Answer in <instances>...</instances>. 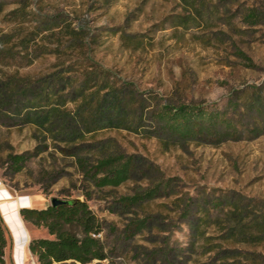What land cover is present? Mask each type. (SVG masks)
<instances>
[{"label":"rangeland","instance_id":"obj_1","mask_svg":"<svg viewBox=\"0 0 264 264\" xmlns=\"http://www.w3.org/2000/svg\"><path fill=\"white\" fill-rule=\"evenodd\" d=\"M180 104L230 137L166 134L156 114ZM107 158L130 177L97 188ZM0 181L85 201L107 257L92 264H264V0H0Z\"/></svg>","mask_w":264,"mask_h":264},{"label":"trees","instance_id":"obj_2","mask_svg":"<svg viewBox=\"0 0 264 264\" xmlns=\"http://www.w3.org/2000/svg\"><path fill=\"white\" fill-rule=\"evenodd\" d=\"M253 16L250 14L251 19ZM156 119L163 132L183 141L204 137L224 139L230 137V132H218V128L232 129L230 122L218 111L188 104L165 106L156 114ZM10 162L14 173L21 171L22 156H13ZM131 163V160L103 159L89 172L90 181L97 188L118 187L129 179ZM100 174L103 176L98 177ZM158 191L151 189L133 198H122V206H135L153 199ZM20 215L24 222L46 229L51 237L33 239L28 244L29 253L38 264H92L106 260L104 247L96 238L102 232L101 223L85 201H64L59 206L49 205L41 210L22 209ZM6 247L7 238L0 218V264H5Z\"/></svg>","mask_w":264,"mask_h":264},{"label":"crops","instance_id":"obj_3","mask_svg":"<svg viewBox=\"0 0 264 264\" xmlns=\"http://www.w3.org/2000/svg\"><path fill=\"white\" fill-rule=\"evenodd\" d=\"M47 202L40 198L18 195L9 190L0 181V218L7 238V247L4 251L6 264L7 251L10 253L12 264H26V257L32 256L28 244L33 238L27 228L29 223L24 222L20 215L22 209H45ZM33 257V256H32Z\"/></svg>","mask_w":264,"mask_h":264},{"label":"water","instance_id":"obj_4","mask_svg":"<svg viewBox=\"0 0 264 264\" xmlns=\"http://www.w3.org/2000/svg\"><path fill=\"white\" fill-rule=\"evenodd\" d=\"M63 203H64V201H60V200H57V199H52L51 203H50V206L56 207V206H59V205H61Z\"/></svg>","mask_w":264,"mask_h":264}]
</instances>
